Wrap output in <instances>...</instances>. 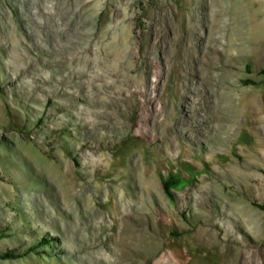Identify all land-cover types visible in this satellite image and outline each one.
<instances>
[{
  "label": "rangeland",
  "instance_id": "374dc122",
  "mask_svg": "<svg viewBox=\"0 0 264 264\" xmlns=\"http://www.w3.org/2000/svg\"><path fill=\"white\" fill-rule=\"evenodd\" d=\"M41 1L0 0V264H224L208 230L264 260V0Z\"/></svg>",
  "mask_w": 264,
  "mask_h": 264
},
{
  "label": "bare ground",
  "instance_id": "6f19581e",
  "mask_svg": "<svg viewBox=\"0 0 264 264\" xmlns=\"http://www.w3.org/2000/svg\"><path fill=\"white\" fill-rule=\"evenodd\" d=\"M46 2V0L44 1V0H42L41 1V4L39 3V4H37V12L35 13V12H31V14L32 15H34L33 16V18H37V15H39V17L41 16L42 18H43V21L42 22H40V24L42 25H44V26H46V25H54V27H56L55 25H56V20H62V21H64L65 19H67V14L65 13V12H54V13H51V12H49L50 11V9H49V7H47L46 5H44V3ZM69 2V1H68ZM79 4V3H78ZM80 6V5H79ZM74 13V15H75V22H76V24L78 25V26H81V18H82V16H81V13L78 11V10H75V12H73ZM218 14V13H217ZM244 14V13H243ZM225 15H226V13H225ZM236 15L237 16H240L241 15V13H236ZM237 16L236 17H233V19L235 20L236 18H237ZM223 17H224V15H223ZM223 17H221V19L223 18ZM226 18V17H225ZM219 18H217V20H218ZM240 19H241V17H240ZM220 20V19H219ZM237 21L239 20V19H236ZM216 21V20H215ZM226 21H227V19H226ZM226 21H222V22H226ZM241 22V21H240ZM216 23H217V21H216ZM219 23H221V22H219ZM62 28H65L64 26L62 27ZM90 37V36H89ZM88 37V38H89ZM91 38V37H90ZM93 39V37L91 38V39H88V41H86V42H84V46H83V49H82V51L81 52H79V53H77V54H75L74 56V59H73V61L76 63V61L77 62H79L78 64H80V65H82V67L81 68H84L85 69V67L86 68H90V69H92L94 66L95 67H98L99 66V64L100 63H98V62H96L95 60H92V59H90V55H88V53L90 52V49H91V46H92V42L94 41H91ZM82 48V47H81ZM80 48V49H81ZM76 57H79L78 59H76L75 60V58ZM101 62V61H100ZM86 70V69H85ZM95 70V69H94ZM82 71V70H81ZM83 72V71H82ZM91 72H95V71H93V69H92V71ZM97 73V72H96ZM83 75H84V72H83ZM96 75V74H95ZM91 77V76H90ZM97 77V76H96ZM98 78V77H97ZM95 79V78H94ZM93 82V81H92ZM226 83V82H225ZM106 87V86H105ZM95 95V94H94ZM226 95V97L227 98H229V95L228 94H225ZM224 96V95H223ZM92 98V97H91ZM230 100H231V102H233L234 100L232 99V97L231 98H229ZM233 100V101H232ZM230 102V103H231ZM96 103V102H95ZM228 104V103H227ZM234 104H235V102H234ZM233 104V105H234ZM196 103H194V108H196ZM233 105H232V107H231V109L233 108ZM229 106H231V105H229ZM241 107V106H240ZM232 110H234V109H232ZM241 110H243V109H241ZM195 111V110H194ZM197 114L198 115H200V113L197 111ZM228 114L227 113H225L224 114V116H225V119L226 120H228V116H227ZM224 116H220L219 117V120L221 121V124H220V126L218 127L219 128V130L220 131H222V133L223 132H225L226 130H230V128L232 127V126H226L225 125V122H222V120H223V118H224ZM241 117V116H240ZM240 119V118H239ZM260 119H261V117H258L257 116V114H256V118H254L253 119V124L256 126V124L258 123V122H260ZM175 120V119H174ZM174 120H172V121H174ZM249 120V119H248ZM172 121L170 120L165 126H166V133L167 134H171V132L172 131H177V133L179 132L181 135H186V133L184 132V131H182V130H184L183 129V126H185L184 124H185V119H183V118H181V117H179V118H177L175 121H174V123H172ZM237 122V121H236ZM227 124V123H226ZM235 124V123H234ZM234 127V126H233ZM236 128V127H235ZM242 128V127H241ZM235 130V129H234ZM239 130V129H238ZM233 132V131H232ZM237 132V131H236ZM235 132V133H236ZM250 132H251V130H250ZM261 132V131H260ZM238 134V133H237ZM234 135V134H233ZM262 136H264V135H262ZM237 137V136H236ZM168 139V138H167ZM232 139V138H231ZM234 139V138H233ZM196 140V139H195ZM235 140V139H234ZM96 143V142H95ZM229 143V142H228ZM232 145V144H231ZM83 147H88V143H84L83 145H82ZM92 146V148H97V146L95 145V144H92L91 145ZM254 146V145H253ZM163 148V147H162ZM188 150V149H187ZM188 153V152H187ZM28 154H30V153H28ZM193 155V154H192ZM142 156H144V155H142ZM159 156V155H158ZM254 156H256V155H254ZM263 156V155H262ZM200 158V157H199ZM198 158V159H199ZM146 159V158H145ZM163 159V157L160 159V160H158V161H156V163H154V164H160L161 163V160ZM256 159V158H255ZM262 159V158H261ZM143 160H144V157H143ZM154 161V160H153ZM260 161H262V160H260ZM147 162V161H146ZM165 162V161H164ZM256 162V161H255ZM140 163H141V161H140ZM149 163V162H148ZM263 163V162H262ZM142 164V163H141ZM93 165H95V164H93ZM144 165V164H143ZM145 165H147L148 166V164H145ZM150 165V164H149ZM93 167H95V169H94V172H100L101 171V167H103V164L102 163H97V165L96 166H93ZM161 167V166H160ZM160 167H158V168H160ZM138 168V167H137ZM153 168V167H152ZM134 169V168H133ZM139 169V168H138ZM141 169V168H140ZM147 169V168H146ZM150 169V168H149ZM131 170V169H130ZM130 170L129 171H127L126 173H124L125 174V177L126 178H128V176H130ZM134 172V171H133ZM155 172H157V170L155 171ZM116 174V173H115ZM230 174H231V172H230ZM232 174H235V172L233 173V170H232ZM239 174V173H238ZM109 175V173L108 172H104V176H108ZM236 175V174H235ZM116 176H117V178L119 177V175H118V173L116 174ZM234 177V176H233ZM238 177V176H237ZM236 177V178H237ZM238 179V178H237ZM115 180V179H114ZM114 180L112 181L111 180V183L114 185V186H117L118 185V183H117V181L116 182H114ZM120 182V181H119ZM264 183V182H263ZM139 185V184H138ZM119 187H126L127 186V179H126V181H123V182H121V184H119L118 185ZM129 186V185H128ZM137 189V188H136ZM143 189V188H142ZM124 190H125V188H124ZM128 192V191H127ZM130 196V199H131V196H132V194L131 193H128ZM128 204L130 205L131 203H129V202H127L126 200H125V198L124 197H122L121 198V201H120V203H118L117 205H118V208L120 209H123V212H122V219H124V218H127L128 220H129V218L131 217L130 215L128 216V214H131L130 212H129V210H128ZM134 204V203H133ZM132 205V204H131ZM241 205V204H240ZM134 207L136 206V205H133ZM133 206H131L133 209H134V207ZM144 207V206H143ZM135 212V211H134ZM136 213V212H135ZM134 213V214H135ZM207 218V217H206ZM208 220H210V219H208ZM205 221V220H204ZM135 222V221H134ZM210 222V221H209ZM213 223V222H212ZM245 224V223H244ZM136 227H138V225H135ZM244 226H246V225H244ZM136 227H130V228H128L127 226L123 229V230H127L126 232L128 233V235L126 236V238L128 239V240H131L132 241V243L133 242H147V240L145 239V233H144V231L142 230L140 233L139 232H135V230L137 229ZM208 227V226H207ZM248 227V226H247ZM133 228V229H132ZM209 231V230H208ZM208 231H207V233H208ZM210 232V231H209ZM249 232V231H248ZM207 233H204V234H201V236L200 237H197V239H198V241H197V244L198 245H202V248H206V246L207 247H216V248H218L219 249V251H221L222 253L220 254L221 255V257H222V260H223V263L224 264H229V263H231V262H229V257H230V255H229V252H228V247L227 246H224L223 244H218V243H216L215 241H214V239L215 238H212V237H210L209 239L207 238H205V234H207ZM228 237V236H227ZM231 240H232V238H230ZM235 241V240H234ZM234 241H232V242H234ZM229 242V241H228ZM220 243V242H219ZM224 243V242H223ZM235 243V242H234ZM236 244V243H235ZM238 246V245H237ZM248 246V245H247ZM121 248H125V245L124 244H122V247ZM210 251V250H209ZM218 253V252H217ZM111 254H112V256H114L115 254L111 251ZM228 255H229V257H228ZM232 256V255H231ZM233 258H234V261H235V263L237 262V264H264V260H263V257H262V255L258 252V251H256L255 249H248V248H241V249H239L238 251H237V253L233 256ZM227 259H229L228 261H227ZM231 260H232V258H231Z\"/></svg>",
  "mask_w": 264,
  "mask_h": 264
},
{
  "label": "trees",
  "instance_id": "16d2710c",
  "mask_svg": "<svg viewBox=\"0 0 264 264\" xmlns=\"http://www.w3.org/2000/svg\"><path fill=\"white\" fill-rule=\"evenodd\" d=\"M262 74L264 75V69L262 71ZM179 176L177 174H171L169 175L166 180L164 181V187L167 191L173 188H177L179 186ZM257 207L260 208L264 212V204H257ZM27 252H18L17 249H10L6 251L2 256H0L2 259H18L26 256Z\"/></svg>",
  "mask_w": 264,
  "mask_h": 264
}]
</instances>
